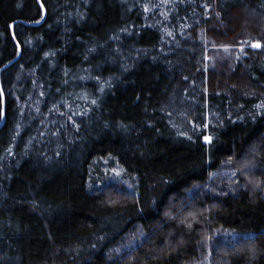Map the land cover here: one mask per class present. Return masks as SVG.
Here are the masks:
<instances>
[{"label":"trees","instance_id":"trees-1","mask_svg":"<svg viewBox=\"0 0 264 264\" xmlns=\"http://www.w3.org/2000/svg\"><path fill=\"white\" fill-rule=\"evenodd\" d=\"M3 120L0 264H264V0H0Z\"/></svg>","mask_w":264,"mask_h":264},{"label":"rangeland","instance_id":"rangeland-1","mask_svg":"<svg viewBox=\"0 0 264 264\" xmlns=\"http://www.w3.org/2000/svg\"><path fill=\"white\" fill-rule=\"evenodd\" d=\"M255 45H257V44H255ZM254 45V47H256ZM201 210H203V208H201V206H199V205H196V204H191L187 209H186V214L188 213V212H192V214L191 213H189L188 215H186V214H184V215H182V216H179L178 217V219L180 220V222H182L181 221V219L184 217L185 219H192V218H195V219H197L198 218V216H200L202 213H204V210L203 211H201ZM206 210V209H205ZM184 218H183V220H184ZM243 244H247V243H243ZM243 244H241V245H243ZM233 247V246H232ZM232 247H230V248H232ZM234 249H237L236 247H233ZM228 250L226 249V248H223L222 246H220V247H218V264H231V260H230V258H229V252L230 251H228ZM253 251V250H252ZM255 254V252L253 253V255ZM251 256H252V253H251ZM219 258H220V260H221V262H220V260H219ZM220 262V263H219ZM248 264H249V262H248Z\"/></svg>","mask_w":264,"mask_h":264},{"label":"water","instance_id":"water-1","mask_svg":"<svg viewBox=\"0 0 264 264\" xmlns=\"http://www.w3.org/2000/svg\"><path fill=\"white\" fill-rule=\"evenodd\" d=\"M45 16H46V12H44V18H45ZM20 51H21V50H20V48H19V55H18L13 61H11L7 66H5L4 68L10 66L12 63H14V62L19 58L20 53H21ZM3 124H4V120H3L2 124L0 125V127H1Z\"/></svg>","mask_w":264,"mask_h":264},{"label":"snow or ice","instance_id":"snow-or-ice-1","mask_svg":"<svg viewBox=\"0 0 264 264\" xmlns=\"http://www.w3.org/2000/svg\"><path fill=\"white\" fill-rule=\"evenodd\" d=\"M256 47H259V45H255Z\"/></svg>","mask_w":264,"mask_h":264}]
</instances>
